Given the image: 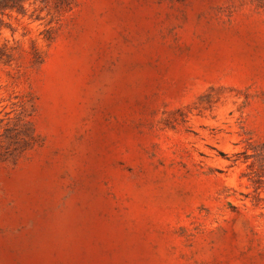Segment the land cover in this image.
Returning a JSON list of instances; mask_svg holds the SVG:
<instances>
[{
    "label": "rangeland",
    "instance_id": "1",
    "mask_svg": "<svg viewBox=\"0 0 264 264\" xmlns=\"http://www.w3.org/2000/svg\"><path fill=\"white\" fill-rule=\"evenodd\" d=\"M0 264H264V0L0 8Z\"/></svg>",
    "mask_w": 264,
    "mask_h": 264
},
{
    "label": "trees",
    "instance_id": "2",
    "mask_svg": "<svg viewBox=\"0 0 264 264\" xmlns=\"http://www.w3.org/2000/svg\"><path fill=\"white\" fill-rule=\"evenodd\" d=\"M18 0H0V8L6 6H14V3H17Z\"/></svg>",
    "mask_w": 264,
    "mask_h": 264
}]
</instances>
